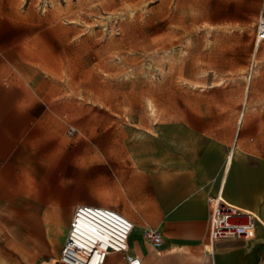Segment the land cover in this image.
Instances as JSON below:
<instances>
[{
    "label": "rangeland",
    "instance_id": "374dc122",
    "mask_svg": "<svg viewBox=\"0 0 264 264\" xmlns=\"http://www.w3.org/2000/svg\"><path fill=\"white\" fill-rule=\"evenodd\" d=\"M2 3L18 15L36 20L26 22V48L36 52L38 64L32 66L49 84L44 94L58 100V122L67 139L74 142L76 155L81 153L82 141L88 140L91 153H98L93 146L98 139H88L94 131L109 132L100 141L122 144L127 149L145 145L147 134H155L157 126L151 108L154 105L157 123L189 119L194 114L213 115L217 130L239 138L238 155L249 151L254 154L251 163L264 162V42L258 52L254 51L256 23L264 0ZM253 60L256 66L251 70ZM69 125L77 128L72 136L67 134ZM110 163L106 169L95 167L88 175L75 168L70 193L74 204L112 203L94 195L97 185L101 183V190L113 194L108 185L129 166L125 161ZM99 194L105 195L101 198L112 197ZM256 207L264 210V203ZM48 209L66 216L72 212V207L57 203H25L18 208L11 204L8 212H0V223L18 244L28 231V223L37 220L16 216ZM248 211L258 213L254 215L253 236L264 239L262 212ZM253 236L248 245L254 242ZM260 248L257 245L253 251ZM6 251L12 254V264L43 262L36 259L33 249ZM262 255L252 264L264 261ZM54 258L57 262L58 256Z\"/></svg>",
    "mask_w": 264,
    "mask_h": 264
},
{
    "label": "crops",
    "instance_id": "0c3cea01",
    "mask_svg": "<svg viewBox=\"0 0 264 264\" xmlns=\"http://www.w3.org/2000/svg\"><path fill=\"white\" fill-rule=\"evenodd\" d=\"M26 22L36 20L18 15L0 0V212H8L11 204L18 208L25 203H57L72 207V212L67 216L56 209L22 212L16 217L37 221L28 223L18 244L0 223V251L11 259L6 250L33 249L42 264L49 259V264H56L54 257L60 256L75 206L90 204L112 207L134 223L129 249L141 264H252L263 257L264 239L257 240L256 235L250 245L221 240L212 246L214 253L205 247L210 199L220 192L234 206L264 212L256 207L264 203V162L251 163L254 154L245 149L247 153L238 155L239 138L217 130L213 115L207 114L155 124V134H147L145 145L136 150L100 141L109 132L94 131L88 139H98L93 145L98 153H91L88 140L82 141L81 153L76 155L74 142L58 122V100L44 94L49 84L32 66L38 61L36 52L26 48ZM233 146L239 151L227 168ZM121 161L129 169L119 171L108 185L113 194L101 190V183L98 194L94 192L99 200L112 203L74 204L70 193L75 168L88 175L95 167L106 169L110 162ZM99 193L112 197L101 198L105 195ZM151 230L163 236L158 249L146 238ZM257 245L261 248L254 252ZM105 264L127 262L123 254L110 253Z\"/></svg>",
    "mask_w": 264,
    "mask_h": 264
},
{
    "label": "built area",
    "instance_id": "2783aa9c",
    "mask_svg": "<svg viewBox=\"0 0 264 264\" xmlns=\"http://www.w3.org/2000/svg\"><path fill=\"white\" fill-rule=\"evenodd\" d=\"M264 42V9L256 23V41ZM256 66L252 61L250 69ZM241 123V120H240ZM77 128L69 125L67 134L74 135ZM211 220L209 242L221 240L245 241L253 236L255 216L248 210L230 204L220 192L210 199ZM134 223L120 211L102 205L78 204L74 208L66 241L56 264H105L110 253L124 255L127 264H141V259L130 253L129 238ZM147 240L158 249L163 236L156 230L148 231Z\"/></svg>",
    "mask_w": 264,
    "mask_h": 264
},
{
    "label": "bare ground",
    "instance_id": "6f19581e",
    "mask_svg": "<svg viewBox=\"0 0 264 264\" xmlns=\"http://www.w3.org/2000/svg\"><path fill=\"white\" fill-rule=\"evenodd\" d=\"M70 0H64V2H69ZM26 2V1H25ZM47 6V4L45 5V7ZM61 5L58 3V8H60L61 9ZM226 30V29H225ZM212 36V35H211ZM257 47H259V46H257ZM254 51H256V52H258L259 51V49H255ZM256 72V74H258V71H255ZM220 78V77H219ZM218 78V79H219ZM219 82V81H218ZM218 84V83H217ZM151 103V102H150ZM151 108H152V113H153V116H154V120L156 121L155 123L157 124V112H156V107L154 106V105H151ZM153 134V133H152ZM234 147V146H233ZM239 151V148L237 147V146H235L234 148H233V153H234V155L231 157V160H229V157H230V155L227 157V160H226V164H227V168H228V166H231L232 164H233V162H234V159H235V155H236V153ZM226 166V165H225ZM226 168V169H227ZM254 215L255 216H258V213L256 212H254ZM262 223H263V225H264V212H262ZM254 228H255V222H254V227H253V231H254ZM263 228H264V226H263ZM248 240V239H247ZM247 240H245V241H247ZM214 245V243L213 244H211L209 241H208V243H207V246L205 247L206 249H207V247H208V252L210 251L211 253H214V247H212ZM213 257V256H212ZM0 264H12L11 263V260L6 256V255H4V254H2L1 252H0Z\"/></svg>",
    "mask_w": 264,
    "mask_h": 264
}]
</instances>
